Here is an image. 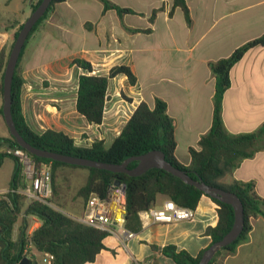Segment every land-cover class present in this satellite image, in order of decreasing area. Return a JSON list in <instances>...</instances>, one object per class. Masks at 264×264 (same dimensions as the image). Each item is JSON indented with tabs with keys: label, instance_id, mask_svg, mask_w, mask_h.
Returning a JSON list of instances; mask_svg holds the SVG:
<instances>
[{
	"label": "crops",
	"instance_id": "obj_1",
	"mask_svg": "<svg viewBox=\"0 0 264 264\" xmlns=\"http://www.w3.org/2000/svg\"><path fill=\"white\" fill-rule=\"evenodd\" d=\"M28 1L0 0L1 26H7L13 18L28 16L32 5ZM88 1L66 0L56 5L33 33L23 58L27 73L21 102L26 123L36 133L61 131L80 147H88L96 140L108 147L142 101L153 108L155 99L160 98L176 121V155L189 165V148L197 147L213 121L215 77L209 63L229 57L240 46L264 34V0H186L191 25L180 8L169 16L173 0H153L151 13H143L124 0H110L136 13L122 19L114 10L103 14L101 2L94 17H88ZM159 8L162 10L154 23L147 24L152 11ZM147 28H151V33L128 30ZM78 37L85 39L81 47L76 44ZM75 58L89 61L96 76L107 77L112 67L126 65L137 77L135 85L122 74L109 79L101 125H90L76 110L78 77L83 71L72 65ZM69 76L75 81L71 92L63 86ZM44 80L51 81V85L57 81L60 89L44 88ZM52 89L56 91L51 92L54 99L46 98ZM222 117L226 130L232 134L255 132L264 125V47L249 50L231 70V87L223 98ZM0 124V138L9 137L1 116ZM260 145L263 148L242 160L222 182L228 185L234 180L254 181L257 193L264 198V136ZM0 150L7 151L8 145L3 144ZM7 160L11 159L5 158L0 170ZM14 167L13 162L9 185L1 186L0 192L9 189ZM60 169L69 171L66 167ZM167 200L159 195L154 207H162ZM195 212L193 220L173 223H155L140 214L143 230L139 234L122 241L109 236L105 248L88 264H175L160 250H153L152 245H175L196 257L211 244L205 231L218 223L217 205L203 196ZM39 225L36 222L28 234ZM215 264H264V218L254 219L248 240L233 253L218 254Z\"/></svg>",
	"mask_w": 264,
	"mask_h": 264
},
{
	"label": "trees",
	"instance_id": "obj_2",
	"mask_svg": "<svg viewBox=\"0 0 264 264\" xmlns=\"http://www.w3.org/2000/svg\"><path fill=\"white\" fill-rule=\"evenodd\" d=\"M65 1H51L46 13L34 25L21 51L11 88V113L19 134L35 148L109 164H122L128 158L154 150L163 152L168 163L187 173L190 178L200 180L209 187L232 192L240 199L244 213L243 231L236 241L218 249L208 264H215L216 256L220 253L235 252L239 244L248 240L253 228V220L258 217L264 218V198L257 193L254 181L234 180L226 185L222 180L232 174L242 160L251 158L260 148H263V146H259V142L264 136V125L255 132L232 134L224 126L222 104L225 93L231 87V70L249 50L259 46L264 47V34L240 46L229 57L209 63L211 73L215 77L212 126L209 132L200 138L197 147L189 148L191 161L189 165H184L176 155V121L169 115L167 103L160 98L155 99L153 108L142 101L118 137L108 147L102 140H96L88 147H80L75 144L73 138L61 131L48 129L42 133H36L28 126L21 102L22 88L25 83L22 61L33 33L55 6ZM99 1L103 5V14L114 10L121 19L127 14H136L132 9L121 7L110 0ZM41 2L42 0H37L32 4L31 11L33 12ZM176 8L183 11L187 24L191 25L192 20L186 0H173L169 16L173 15ZM160 10L162 8L152 11L149 18L151 24L154 23ZM89 25L87 24V27ZM10 27H17L16 40L23 24H13ZM2 29L0 24V33ZM4 29H8V26H5ZM128 30L132 33L145 34L152 31L151 28ZM9 54L6 47L0 51V95L2 96L4 73ZM72 65L83 71L78 77L76 110L90 125H101L103 122L109 79L122 74L128 78L131 85L137 83V77L126 65L112 67L107 77L93 75L92 64L83 58H75ZM123 97L125 100L131 101L130 98L124 95ZM0 115L3 117V105L0 106ZM3 144H7L10 150L20 148L11 135L0 138V148ZM29 155L39 165L42 163L51 164L53 187H55L56 174L60 168L86 169L88 177L77 194L85 202L91 194L102 198L106 197L109 188L116 181L124 184L126 188L125 228L133 234H139L143 230L140 214L153 208L159 195L166 196L178 206L190 209H196L203 196L209 197L217 205L218 223L214 227L209 226L205 231V235L211 238L208 248L221 241L233 227L235 214L231 205L211 198L200 189L183 182L164 169H150L146 173L134 177L126 173L68 165ZM5 158L12 159L15 167L9 191L5 196L0 197V264H18L24 257L30 260L29 264H37L35 252L41 255L46 253L53 255V264H88L95 261L97 255L105 248L104 242L109 237L108 234L65 214L55 208L49 199L46 202L34 200L26 204V197L18 192L24 188L21 166L12 153L0 151V165ZM137 164V161H133L127 167L132 169ZM22 213L24 217L18 236L14 240V228ZM29 216L40 221V225L31 235L28 234ZM29 245L31 248L27 249ZM151 248L160 250L175 264H199L203 254L208 250L206 248L198 256L193 257L186 250L178 249L175 245H167L162 248L152 245Z\"/></svg>",
	"mask_w": 264,
	"mask_h": 264
},
{
	"label": "water",
	"instance_id": "obj_3",
	"mask_svg": "<svg viewBox=\"0 0 264 264\" xmlns=\"http://www.w3.org/2000/svg\"><path fill=\"white\" fill-rule=\"evenodd\" d=\"M52 0H42L40 5L31 13L29 18L23 24L13 47L10 51L9 58L4 73V83H3V118L6 126L9 130L10 135L16 140L19 147L25 150L27 153L34 155L36 157L50 159L57 162H62L68 165L96 168L100 170H106L114 173H126L130 176H139L146 173L150 169H164L170 174L181 179L183 182L195 186L196 188L203 191L205 194L211 198L220 200L223 203L229 204L234 209L235 220L232 229L222 238L221 241L213 244L208 250L203 254L199 264H208L211 259L216 254L217 250L226 247L236 241L241 235L244 228V213L243 205L240 199L232 192L209 187L203 184L200 180H194L189 177V175L168 163L165 159L163 152L159 150H154L147 152L140 156H135L128 158L122 164H109L104 162H97L93 160H88L79 157L67 156L59 154L56 152L41 150L30 145L25 139L19 134L16 129L12 113H11V88L12 81L15 73V69L23 49V46L32 31L34 25L39 21V19L46 13ZM137 161L138 164L132 169L127 166L133 162ZM115 185H120L119 181L115 182ZM30 260L24 257L18 264H29Z\"/></svg>",
	"mask_w": 264,
	"mask_h": 264
},
{
	"label": "built area",
	"instance_id": "obj_4",
	"mask_svg": "<svg viewBox=\"0 0 264 264\" xmlns=\"http://www.w3.org/2000/svg\"><path fill=\"white\" fill-rule=\"evenodd\" d=\"M125 115V114H123ZM18 160L24 182V188L19 190L29 201L46 202L53 194L51 164H37L35 160L23 149H8ZM9 189L0 192V197L5 196ZM125 199L126 188L124 184H113L102 198L91 194L86 201L84 215L78 220L83 224L105 232L118 241L122 238H132L133 233L125 228ZM142 218L155 223H173L191 221L195 218V209L178 206L171 200L165 201L162 207H153L142 212ZM29 245L27 249H30ZM54 256L46 253L43 255V264H53Z\"/></svg>",
	"mask_w": 264,
	"mask_h": 264
},
{
	"label": "rangeland",
	"instance_id": "obj_5",
	"mask_svg": "<svg viewBox=\"0 0 264 264\" xmlns=\"http://www.w3.org/2000/svg\"><path fill=\"white\" fill-rule=\"evenodd\" d=\"M124 1L128 5H131L132 7L140 9L141 11H143V13H151V9L149 10V7H150V5H152L151 3H153V0H151V1L150 0H124ZM31 3L34 4L35 2H32V0H29L28 4L30 5ZM100 5H101L100 1H98V0H89L87 3L88 9H89L88 10V14H89L88 17H94V15L97 13L98 9L100 8ZM31 13H32V11L29 12L28 16L18 17L19 19L13 18L7 24L8 29H4L5 26H2L3 29L1 30V33H0V51L3 47H6L7 53H10V51L12 49V45L15 41V33L17 31V27L12 28L10 26H12L13 24H15V25L24 24L26 22V20L29 18V16L31 15ZM135 20H137V18ZM147 24H150L149 19L147 21ZM76 40H77V43L76 42L75 43L77 45H79V47H81L85 42V39L83 37L82 38L78 37V38H76ZM77 49H78V47H77ZM71 50L74 51L76 49H68V51H71ZM22 68H23V77H24L27 73V67H26V63H25L24 59L22 61ZM50 82L51 81L44 80L42 82L43 87L44 88H47V87L49 88L51 86L52 87H58L57 81H54L53 85H51ZM63 83H64L63 84L64 88H69V92H71L72 88L74 87L75 81L73 78H71L69 76V78H67L66 82H63ZM58 89H60V88L58 87L57 90ZM48 92L51 93V92H56V91L54 89H52ZM46 98H53L54 99L53 93H51L50 95H47ZM2 105H3V96L0 95V106H2ZM4 123H5V121H4ZM5 126H6V123H5ZM2 129H3V127L0 124V132ZM7 151H5V152H7ZM66 168L69 171L63 172L61 169L58 170V172L56 174V178H55V187H53V194H52V197L49 198V200L51 201L52 205L55 208L61 210L62 212H64L67 215H70L74 218L79 219L80 217H82L84 215V206L86 205V202L84 201L83 198L78 197L77 194H78L79 189L86 182V179H87L86 175H87L88 171L86 169H81V168H78L77 171H73V170H75L74 168H69V167H66ZM12 171H13V160L12 159L7 160L6 163L4 164V166L0 170V187L9 185L8 184L9 177L12 174ZM25 203L28 204V203H30V201L26 200ZM23 217H24V214L22 213L19 216L17 224L15 225V228H16L15 229V237L18 236ZM28 220L30 222V227H29L28 231L35 226L36 222H40L37 218L30 217V216L28 217ZM42 258H43V256L41 254L36 253L37 264H43Z\"/></svg>",
	"mask_w": 264,
	"mask_h": 264
}]
</instances>
